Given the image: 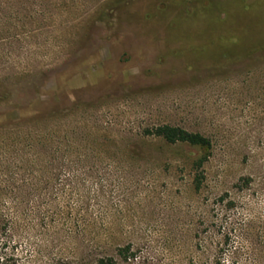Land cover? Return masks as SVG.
Returning a JSON list of instances; mask_svg holds the SVG:
<instances>
[{
  "label": "rangeland",
  "instance_id": "1",
  "mask_svg": "<svg viewBox=\"0 0 264 264\" xmlns=\"http://www.w3.org/2000/svg\"><path fill=\"white\" fill-rule=\"evenodd\" d=\"M165 123L210 148L145 134ZM6 227L34 253L264 264V0H0Z\"/></svg>",
  "mask_w": 264,
  "mask_h": 264
},
{
  "label": "trees",
  "instance_id": "2",
  "mask_svg": "<svg viewBox=\"0 0 264 264\" xmlns=\"http://www.w3.org/2000/svg\"><path fill=\"white\" fill-rule=\"evenodd\" d=\"M147 136L160 137L169 144L187 143L189 145L208 147L211 140L200 132H193L179 125L159 124L145 130ZM206 157L199 160L198 166L202 167ZM200 179L198 178V186ZM130 246L120 247L118 252L125 260ZM30 251L23 249L14 242L11 230L6 229L0 232V264H119L113 255L96 256L91 253L83 255L79 252H65L63 249H47L46 251ZM37 254H39V257Z\"/></svg>",
  "mask_w": 264,
  "mask_h": 264
}]
</instances>
